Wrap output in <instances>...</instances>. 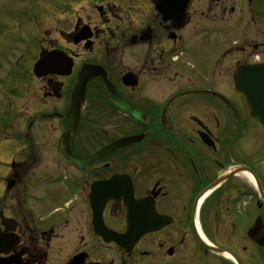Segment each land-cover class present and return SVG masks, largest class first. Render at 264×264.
Returning <instances> with one entry per match:
<instances>
[{
	"label": "flooded vegetation",
	"instance_id": "obj_1",
	"mask_svg": "<svg viewBox=\"0 0 264 264\" xmlns=\"http://www.w3.org/2000/svg\"><path fill=\"white\" fill-rule=\"evenodd\" d=\"M6 2L0 16L15 11ZM46 2L31 19L42 18L41 37L9 57L29 65L33 83L30 118L0 122V156L11 149L0 164V264H252L264 255L248 235L264 226V120L252 115L248 84L264 79V0ZM43 59L55 71L38 76ZM84 65L97 69L74 155L137 139L90 165L70 163L61 145ZM21 123L23 154L13 148ZM114 176L113 196L110 183L108 195L94 192ZM103 197L115 234L128 220L132 235L144 231L135 247L95 232L91 208Z\"/></svg>",
	"mask_w": 264,
	"mask_h": 264
},
{
	"label": "rangeland",
	"instance_id": "obj_2",
	"mask_svg": "<svg viewBox=\"0 0 264 264\" xmlns=\"http://www.w3.org/2000/svg\"><path fill=\"white\" fill-rule=\"evenodd\" d=\"M3 1V0H2ZM47 5L46 0H7L5 4L8 8H14L15 11L11 14L8 12H4L3 15L0 16V21L2 25H0V122L3 121L11 122L12 116L15 114H19L20 118L22 114L26 117V120L30 118L31 105L29 92L32 89L31 84L33 83V79H31L28 73L27 64H17L13 63L9 57L16 56L17 50L19 48H27L34 44V40L41 37V32L38 29V24L42 25V18L37 17V21H33L35 16V12L40 10L41 5ZM50 7L53 9L57 6L50 4ZM33 9L35 10L33 12ZM61 8L59 7L56 13H61ZM33 12V13H32ZM36 18V17H35ZM21 26V31L16 30V26ZM59 30V27H57ZM32 30H34L32 32ZM21 37V38H20ZM16 54V55H15ZM48 105L42 107V111L46 112L48 110ZM22 113V114H21ZM35 118H43L40 116V113L35 115ZM22 120V119H21ZM20 139L14 144V151L17 153H27L31 152L30 148L26 147L23 143V136L26 133L27 125L23 129L20 124ZM56 127L57 125L54 124ZM47 129L53 130L50 124L46 125ZM52 136V142L56 143L60 137H56L57 134L50 133ZM62 138V137H61ZM63 148V147H62ZM37 150L39 148L37 147ZM60 152V148H54L51 152ZM11 153V149H8V154L5 152L0 157V164L4 165L5 163L2 161H6L9 159V154ZM59 164V161H56ZM39 193V191H36ZM252 264H264V260L252 258Z\"/></svg>",
	"mask_w": 264,
	"mask_h": 264
},
{
	"label": "water",
	"instance_id": "obj_3",
	"mask_svg": "<svg viewBox=\"0 0 264 264\" xmlns=\"http://www.w3.org/2000/svg\"><path fill=\"white\" fill-rule=\"evenodd\" d=\"M44 65L42 63H38L36 65V68H35V71L38 73L41 68H43ZM93 69H91L90 67H84L83 71L81 72V75H80V78H79V84L75 90V93H74V98H73V105H72V108H71V111L69 114V117H70V125H69V128H68V131L65 135V145H66V148H67V154H68V159L71 161V160H75V161H78L81 163H90L92 162L93 160H96V159H99L101 158L103 155H106L108 154L107 152H110L111 150L113 149H116L118 147H121L122 144H124V140H121L119 144H116L114 146H111V147H105L103 149H101L100 151L94 153L93 156L89 157V158H86V159H80L74 155H72L73 153L71 152L70 150V147H69V133H71L72 131H74L77 127V123H78V120H79V113L80 112V106H81V102L83 101L84 99V95H85V91H86V84H87V81H89V79H91L92 77V74H93ZM40 73V72H39ZM241 88H242V83H237ZM252 84L254 87H256L258 84L256 81H252ZM254 114L255 115H258V116H262L263 112H257V110H254ZM109 181L106 180V181H102V182H98L97 184H95V191L98 192V191H101L104 186L108 185ZM12 184H10L11 186ZM112 186V185H111ZM105 189V188H104ZM105 207L106 206H102V207H99V208H94L93 207V211H94V215H97L100 217L99 218H102V215L104 213V210H105ZM100 227L105 230V228L102 227V225H100ZM257 231H258V228L256 225L253 226V229H252V235L254 238H257ZM108 232V231H107ZM110 233L111 235H108L110 237V239H115L114 235L115 234L114 232H108ZM108 237V238H109ZM260 238V237H259ZM260 242H261V238H260Z\"/></svg>",
	"mask_w": 264,
	"mask_h": 264
},
{
	"label": "bare ground",
	"instance_id": "obj_4",
	"mask_svg": "<svg viewBox=\"0 0 264 264\" xmlns=\"http://www.w3.org/2000/svg\"><path fill=\"white\" fill-rule=\"evenodd\" d=\"M179 9L180 11L183 9V6H179ZM252 81L251 80L248 84H250V93L251 95L253 94V105H254V108L255 110H257V112H261L260 108H259V105L263 104L262 101H260L259 99L262 98L263 99V93H264V79L263 80H256L255 81L257 82V86L254 87L253 84H252ZM240 82V81H239ZM242 83V85H245L246 83L244 82H240ZM99 208V207H97Z\"/></svg>",
	"mask_w": 264,
	"mask_h": 264
}]
</instances>
